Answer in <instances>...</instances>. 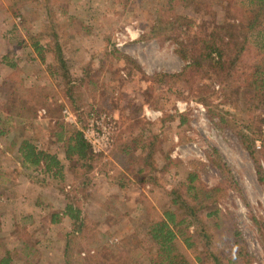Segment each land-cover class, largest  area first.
Returning a JSON list of instances; mask_svg holds the SVG:
<instances>
[{
    "label": "rangeland",
    "instance_id": "374dc122",
    "mask_svg": "<svg viewBox=\"0 0 264 264\" xmlns=\"http://www.w3.org/2000/svg\"><path fill=\"white\" fill-rule=\"evenodd\" d=\"M90 1L85 0L82 10L86 12L85 6L88 5L90 9L95 7L103 11L101 14L107 18L101 23L102 29L98 34L103 32V36L107 39L102 45L91 43L90 39L98 34L89 30L92 25L83 12L85 44L81 43L80 38L73 36L67 44L69 49L67 59L75 74L73 78L77 80V88L81 92V99L77 103L82 108V111L76 114L74 110L68 108L75 118V121H69L62 114L63 108L61 110L56 108L54 112L57 117H52L48 108H45L46 105L38 106L39 109H36L34 117L25 119L19 116L22 105L21 86L29 92L37 90L45 93L48 102H51V108L54 104L65 100V96L60 90L62 85L59 86L60 75H51L47 69L48 64L51 63V53H47L43 64L31 52L33 50L30 47L31 36L47 30L48 24L44 21L45 15L42 9L39 8L40 14L35 16L30 4L25 7L19 6V12L13 14L7 9L9 0H0V76H2L0 120H7L10 125L9 132L2 137L1 145L6 146L12 142L17 144L20 139L28 137L32 138L33 144L38 149H47L61 156L59 158L62 164L64 163L63 171L65 167L70 170L72 179L71 182H66L63 172L62 180L53 179L52 186L63 193L65 201L67 193L82 196L79 190L85 188L82 205L87 216V225L91 227L86 232L90 235L91 229L94 228L100 245L114 244L118 240L110 229L118 230L119 221L125 224L121 230L128 228L132 230L131 227L126 226L128 222L125 213L134 212L133 209L138 197L142 196L141 193L159 211L166 209L169 205L167 187L178 186L192 164L200 168L199 178L204 184L208 187L215 186L220 181V173L207 165V156L211 154L209 147H214L226 161L237 182L236 189L229 183L226 185L225 197L218 201L217 206L222 211H230L236 216L243 231L244 246L252 255L254 264L256 262L264 264V227L259 230L253 220L254 218L259 223L264 222V183L260 182L257 176L258 165L264 168L263 156L259 154L253 158L239 144L235 133L237 129L232 126L230 128L217 126L216 118L211 119L206 106L197 101L200 88L211 83L210 89L217 92L209 94L206 91L209 94L207 99L210 100V107L214 110L219 107L223 111L234 112L240 132V129H243L241 123L244 119L238 117L242 113V107L245 109L243 103L246 102L244 96L246 90L233 88L223 93L218 82H213L211 78L202 75L198 80L189 81L193 85L178 81L171 83L170 86L162 84L157 88L156 83H152L154 72H178L184 65V60L176 52L177 42L182 40L179 31L173 33L172 38L176 36L178 38L176 41L171 37L153 38L150 35L145 39L140 37L142 34H149V29L156 18L154 10L164 14L160 7L164 0H92L91 3ZM80 4L75 0H63L56 6L61 25L58 27L59 30L66 27V24L76 27V33L79 34V29L82 28L79 24L80 12L74 16L76 20L66 18L65 14L73 9L81 10L80 7L83 5ZM223 4L229 3L215 1L212 4L214 16L197 14L191 9L183 8H177L176 13L194 19L197 30L203 31L212 26L213 20L220 22L224 14ZM75 5L79 6L74 7ZM127 27L131 29L129 32ZM65 30L70 32L73 29L66 27ZM40 40L45 42L42 38ZM116 40L123 44L117 46ZM89 52L92 53L91 58H87ZM152 85L154 89L149 90ZM41 110L44 112H40ZM91 110L112 116L117 131L108 155H102V158L93 165V171L88 174L90 183L85 186L83 174L79 175L80 171L75 162L65 158L62 153L63 143L54 139V133L58 131L55 126L57 120L67 124L77 122L79 127L82 123L81 131H83L87 122L86 117ZM255 115L254 125L260 129L261 136L264 137L262 133L264 111L256 112ZM225 117L227 120L230 118L229 114H225ZM180 118H184L185 121L180 122ZM123 133L128 137L137 135L136 139H141L146 144L152 141L154 154L151 162L154 169L147 171V174L152 176L151 180L140 179L144 174L137 175L136 171L130 173L128 176L131 183L120 190L112 183L115 175L112 168L116 166L118 160L115 153L118 148H115V142ZM258 140L260 147L261 141ZM15 148L11 150L14 151ZM132 152L141 156L143 149L137 148ZM168 158L170 160L167 161ZM256 158L259 163L256 162ZM168 162L169 166L166 165ZM100 168L103 171L99 172ZM4 202L6 198L3 202L0 200V213ZM118 217L121 219L116 221ZM22 220L18 228L10 229L7 224H2L3 219L0 214V253L3 248H8L12 252V264H58L61 256L58 241L48 239V242H45L46 237H43L46 233L49 236L53 234V231L47 230L46 220L35 235L30 234L33 226L28 223L29 220L23 222ZM20 235H24L28 245L33 247L30 257L20 253ZM36 240L40 241L38 244L40 249L36 246L39 242ZM90 241L91 238H88L86 242L81 243V255H84L85 247ZM92 242L90 245L94 244ZM129 258L134 259L132 255H129ZM138 260L141 258L139 257ZM141 262L148 264L145 259Z\"/></svg>",
    "mask_w": 264,
    "mask_h": 264
},
{
    "label": "trees",
    "instance_id": "16d2710c",
    "mask_svg": "<svg viewBox=\"0 0 264 264\" xmlns=\"http://www.w3.org/2000/svg\"><path fill=\"white\" fill-rule=\"evenodd\" d=\"M215 1L229 4H223V17L220 22L213 20L208 30H197L194 19L176 13L177 8H183L191 9L197 14L214 16L212 4ZM62 2L63 0H9L7 3L8 11L13 14L19 12V6L25 7L30 4L35 16L40 14L39 8L44 12L47 30L45 26V30L31 36L30 47L33 49L31 52L43 64L47 53H51V63L47 69L51 75H60L59 86L62 85L60 90L65 96V100L51 108V102H48L45 93L37 90L29 92L21 86L22 105L19 112L21 118L34 117L40 105H46L45 108H48L52 117H57L54 112L56 108L61 110L67 107L74 110L75 114L82 111L81 105L77 103L81 99V92L77 88V80L73 78L75 74L67 59L68 40L77 38V30L76 27L66 24L67 28L73 30L66 32V27L58 29L61 25L55 8ZM160 7L164 14L154 10L156 18L149 29V34H142L140 37L145 39L150 35L153 38H172L173 33L179 31L182 40L177 42L176 52L184 60V65L178 72H154L152 83H156L157 88L162 84L170 86L171 83L178 81L193 85L189 81L206 76L213 82H218L223 93L233 88L245 89L247 92L244 95L246 102L243 103L245 109L242 107V113L238 117L244 119L240 132L234 112L223 111L219 107L214 110L210 107L207 96L217 92L210 89L211 83L200 88L197 101L206 106L211 119L216 118L217 126L220 128L232 126L237 129L235 133L239 144L246 152L253 158L260 154L264 159V137L261 136L260 129L254 125L255 113L264 111V0H164ZM176 37L172 39L176 41L178 39ZM41 38L45 42H42ZM153 89L154 85L149 87V90ZM225 114H229L228 120ZM180 119L182 123L185 121L184 118ZM76 124L77 122L67 124L55 121L58 131L54 133V139L63 143V155L67 160L77 164L79 175L83 174V181L87 186L90 183L88 174L93 171V165L102 158V155L92 153L83 138L82 123L81 127ZM8 130L10 125L7 120H0V137L7 134ZM136 138L137 135L128 137L123 133L115 142L118 160L116 166L112 168L115 174L112 183L120 190L131 183L128 175L134 171L137 175L144 174L140 177L142 180L152 179L147 171L154 169L151 162L154 145L152 141L146 144ZM258 139L261 141L260 147L255 145ZM15 144L12 142L6 146L0 145V153L9 158L16 174H23L32 183L41 185L51 184L53 179L62 180L63 164L56 154L47 149H38L32 138L28 137L20 139L16 148ZM13 147L14 151L11 150ZM137 148L143 149L141 156L132 152ZM209 149L211 154L207 156V165L220 173V181L215 186L208 187L199 178L200 168L192 164L178 186L167 187L169 205L163 211L156 209L141 193L134 212L125 213L128 222L126 226L132 230L130 228L121 230L125 227L122 221L117 222L120 226L118 230L110 229L118 238L114 244L100 245L94 228L91 229L90 235L87 234L86 230L91 227L87 225V216L82 205L85 188L79 190L82 196L67 193L61 213L69 218L71 229L63 235L62 264H143L141 262L143 259L148 264H254L252 255L244 246L243 231L236 216L230 211H222L217 206L218 201L225 197L226 185L229 183L236 189L237 182L220 152L214 147ZM256 162L259 163L257 158ZM166 165L169 166V162ZM101 171L102 168L99 172ZM257 176L258 180L264 183V168L260 165ZM58 219L59 215L55 214L51 221ZM119 219L121 218L118 217L116 221ZM253 220L257 228L262 230L264 222L259 223L254 218ZM88 238H91V241L85 247L84 255H81L80 245ZM19 240L20 253L30 257L33 252L32 245H28L24 235H20ZM91 242L94 244L90 245ZM129 255L134 259L131 260ZM139 257L141 260H138ZM12 261V252L8 248H3L0 253V264H12Z\"/></svg>",
    "mask_w": 264,
    "mask_h": 264
},
{
    "label": "crops",
    "instance_id": "0c3cea01",
    "mask_svg": "<svg viewBox=\"0 0 264 264\" xmlns=\"http://www.w3.org/2000/svg\"><path fill=\"white\" fill-rule=\"evenodd\" d=\"M75 2L81 3L80 5H83V7H80L81 10L73 9V11L71 12L68 11V14L65 15H67L66 18L76 20L74 16L80 12L79 14L81 15L80 18L81 20L79 24H81L82 28L79 29V34H77L78 35L77 37L81 39V43L85 44L84 41L85 35H83V33H85V15L84 17L82 15V13L85 12L84 10H82L84 9L85 0H80L79 2L75 0ZM91 2L92 0L90 1V3ZM77 6L79 5H75L74 7ZM85 7H87L85 9L86 10L85 14L88 16L89 23L92 25L91 27H89V30L91 29V32L93 31L98 34V32L102 29L101 23L105 21L107 17H105L104 14H101L103 11L102 10L100 11L98 8L93 7L90 9L88 5ZM127 28L129 32L131 29L130 27ZM89 36H87V38ZM106 39L107 37L103 36V32H101L98 35H96V37L90 39V41L93 45H102L104 44V41ZM91 56L92 53L90 52L87 53V58L88 57L91 58ZM0 78H2V76H0ZM0 138H1L0 139V145H1L2 137ZM58 157L61 156L58 154ZM12 166L13 165L12 163H10L9 158H7L6 155L0 153L1 202H3L4 199L6 198V202L3 203L4 206L2 207L0 213L3 219L2 224H7L9 228L12 229V228H18L20 220L23 219L22 222L25 220H29L28 223L31 226H33V229L30 231V234L35 235L38 233L40 227L43 225V222H45L46 220L47 230H49V232L53 231V234L49 236V234L46 233L43 236L46 237L44 240L45 242H48V239L50 241L55 239L58 241L61 252L60 253L61 256L58 261V264H62L63 263L62 250L64 245L63 235L71 229L69 218L61 213L66 203L63 193L59 189L53 187L52 182L51 184H42V185L37 183H32L27 176L23 174L22 175L16 174L13 171ZM63 172H64L65 181L71 182L72 179L71 171L67 170L65 167ZM11 203L13 204L11 205ZM55 214L59 215V219L57 221L52 222L51 218ZM15 239H16V235H15ZM38 241L39 240H36V242ZM39 243L40 241L36 244L38 249H40V247L38 246ZM27 263H29V261H27Z\"/></svg>",
    "mask_w": 264,
    "mask_h": 264
},
{
    "label": "built area",
    "instance_id": "2783aa9c",
    "mask_svg": "<svg viewBox=\"0 0 264 264\" xmlns=\"http://www.w3.org/2000/svg\"><path fill=\"white\" fill-rule=\"evenodd\" d=\"M122 44L123 42L116 40L117 46ZM40 112H44V110H41ZM62 114L66 120L75 121L74 115L68 108H63ZM86 119L87 122L82 134L83 138L90 146L92 153L103 156L108 155L114 144L117 131V126L115 125L112 116L104 112L91 110L88 112ZM262 133L264 136V122L262 124ZM256 145L259 147V140L256 141Z\"/></svg>",
    "mask_w": 264,
    "mask_h": 264
}]
</instances>
